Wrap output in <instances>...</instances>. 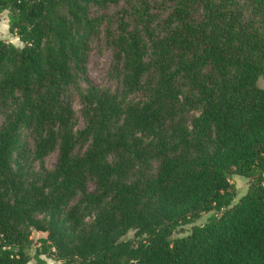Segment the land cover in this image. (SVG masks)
<instances>
[{"label":"trees","instance_id":"16d2710c","mask_svg":"<svg viewBox=\"0 0 264 264\" xmlns=\"http://www.w3.org/2000/svg\"><path fill=\"white\" fill-rule=\"evenodd\" d=\"M5 10L22 46L0 39V264H264V0ZM100 37L120 91L87 80ZM233 174L249 184L235 203Z\"/></svg>","mask_w":264,"mask_h":264},{"label":"rangeland","instance_id":"374dc122","mask_svg":"<svg viewBox=\"0 0 264 264\" xmlns=\"http://www.w3.org/2000/svg\"><path fill=\"white\" fill-rule=\"evenodd\" d=\"M113 9L109 10V13H112ZM91 14H93V10L91 11ZM11 15V12L9 10H5L2 13H0V39L5 40L6 42L13 43L14 45L21 47L22 43L19 41L17 37H15L13 34H11L8 31V21L9 17ZM112 51L105 42L104 39L101 37L99 39H96L92 41L90 45V49L88 52L87 57V63H86V76L88 82H91L92 84L96 85L97 87L101 89H109L111 91L115 90H121V81L118 80L115 76V74L112 71ZM82 86H86V83L84 81H81ZM259 85L263 86L264 81L262 79L259 80ZM68 100L73 107L75 118H76V128H81L84 125L83 116L81 113L82 110V103L80 100V96L78 93L74 90V92L68 93ZM4 119V114L2 113V109L0 108V124ZM31 145L33 144L32 140H30ZM80 147V148H78ZM85 146H77L76 149L83 150ZM58 156V150L57 148L53 151L48 152L45 156H43L41 159L32 158V163L35 166H40L42 163L47 168H54ZM231 182L236 187V196L233 201L235 203L247 190L248 188V179L240 176L238 174L231 175ZM94 183H89V189H94ZM219 215V213H215L214 211H210L207 213H203L199 219L192 222L191 224H187L181 227H178L177 230L173 233L174 237H181L189 233L191 230L192 225H202L205 222H207L211 215ZM133 231H130L129 234L125 238L132 237ZM46 233L40 232V231H33L32 233V248L30 250V253H33L34 247L36 246L37 239L39 237L45 236ZM45 263L44 264H59L56 260L53 258H47L45 256H42ZM30 263H34V260H32Z\"/></svg>","mask_w":264,"mask_h":264}]
</instances>
